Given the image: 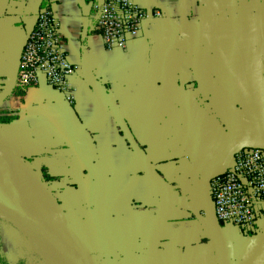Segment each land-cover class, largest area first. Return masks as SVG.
<instances>
[{"label": "crops", "instance_id": "0c3cea01", "mask_svg": "<svg viewBox=\"0 0 264 264\" xmlns=\"http://www.w3.org/2000/svg\"><path fill=\"white\" fill-rule=\"evenodd\" d=\"M132 1L160 17L123 51L95 30L103 0H0L2 183L5 155L95 264H264V209L244 237L218 223L209 193L237 151L264 149V0ZM46 7L73 68L72 103L43 77L18 85Z\"/></svg>", "mask_w": 264, "mask_h": 264}, {"label": "built area", "instance_id": "2783aa9c", "mask_svg": "<svg viewBox=\"0 0 264 264\" xmlns=\"http://www.w3.org/2000/svg\"><path fill=\"white\" fill-rule=\"evenodd\" d=\"M96 9L95 30L105 47L115 46L123 51L138 38L146 19L160 17L158 11L150 15L132 0H103ZM62 44L56 16L50 8H42L19 60L18 85L31 89L43 77L49 88L60 91L72 103L69 78L73 68ZM209 193L218 223L233 225L244 237H251L264 209V149L237 151L231 169L210 181Z\"/></svg>", "mask_w": 264, "mask_h": 264}, {"label": "bare ground", "instance_id": "6f19581e", "mask_svg": "<svg viewBox=\"0 0 264 264\" xmlns=\"http://www.w3.org/2000/svg\"><path fill=\"white\" fill-rule=\"evenodd\" d=\"M3 160L4 168L8 176L9 191L12 194V203L32 213L56 220L57 216L48 214V211H42L43 209L33 204L27 196L26 192L31 190L33 185L37 186L36 182L29 175L23 174L20 166L16 162H13L5 155ZM0 203L5 202L0 201ZM25 225L31 240L41 248L40 254L49 264H82L67 234H50L47 230L32 224ZM63 225L65 224L63 223Z\"/></svg>", "mask_w": 264, "mask_h": 264}, {"label": "rangeland", "instance_id": "374dc122", "mask_svg": "<svg viewBox=\"0 0 264 264\" xmlns=\"http://www.w3.org/2000/svg\"><path fill=\"white\" fill-rule=\"evenodd\" d=\"M33 196L30 194V197L36 201ZM10 199L12 194L0 178V201L8 203ZM48 212L57 216V213ZM25 226L22 223L12 224L0 220V258L7 264H49L40 254L41 248L31 240ZM6 233L8 235L4 237Z\"/></svg>", "mask_w": 264, "mask_h": 264}, {"label": "water", "instance_id": "95a60500", "mask_svg": "<svg viewBox=\"0 0 264 264\" xmlns=\"http://www.w3.org/2000/svg\"><path fill=\"white\" fill-rule=\"evenodd\" d=\"M8 201V203H0V218L12 223L32 224L47 230L50 234H67L82 264H95L86 246L82 243L76 232L62 221V219L57 217L56 220H52L18 207L12 203V199Z\"/></svg>", "mask_w": 264, "mask_h": 264}, {"label": "trees", "instance_id": "16d2710c", "mask_svg": "<svg viewBox=\"0 0 264 264\" xmlns=\"http://www.w3.org/2000/svg\"><path fill=\"white\" fill-rule=\"evenodd\" d=\"M43 175H44V180H45V181H49V180H51V178L47 177V176L45 175V173H43Z\"/></svg>", "mask_w": 264, "mask_h": 264}]
</instances>
